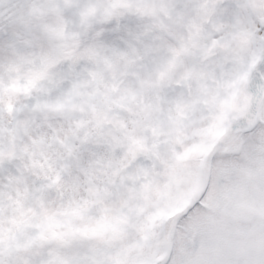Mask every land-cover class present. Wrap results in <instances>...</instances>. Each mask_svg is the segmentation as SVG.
Returning <instances> with one entry per match:
<instances>
[{
  "label": "snow or ice",
  "instance_id": "obj_1",
  "mask_svg": "<svg viewBox=\"0 0 264 264\" xmlns=\"http://www.w3.org/2000/svg\"><path fill=\"white\" fill-rule=\"evenodd\" d=\"M0 264H264V0H0Z\"/></svg>",
  "mask_w": 264,
  "mask_h": 264
}]
</instances>
